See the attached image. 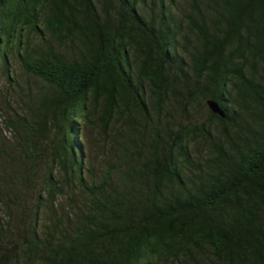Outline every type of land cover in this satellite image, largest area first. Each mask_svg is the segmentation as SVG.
<instances>
[{
  "label": "trees",
  "instance_id": "16d2710c",
  "mask_svg": "<svg viewBox=\"0 0 264 264\" xmlns=\"http://www.w3.org/2000/svg\"><path fill=\"white\" fill-rule=\"evenodd\" d=\"M12 53L48 85L0 140V264H264V0H0Z\"/></svg>",
  "mask_w": 264,
  "mask_h": 264
},
{
  "label": "rangeland",
  "instance_id": "374dc122",
  "mask_svg": "<svg viewBox=\"0 0 264 264\" xmlns=\"http://www.w3.org/2000/svg\"><path fill=\"white\" fill-rule=\"evenodd\" d=\"M95 2L97 0H94ZM99 7V5L97 4ZM112 19H114V13L111 12ZM116 20V19H115ZM99 30L103 27H98ZM26 35V34H25ZM45 39L49 40V35L47 32L44 34ZM27 40L29 42V49L35 53H40L45 51L46 47L43 41L40 40L39 36L33 32L27 34ZM50 45L53 46L55 51L63 54L66 58L76 59L78 50H67L65 47L60 45L57 41L51 40ZM8 72L5 71V67L0 64V140L6 143H10L13 138V132L10 128L6 126V121L14 120L17 118V115L22 114L21 106V97L20 95L25 94L28 91V88L32 90H42L47 87V83L42 81L40 78H37L29 74L22 65L21 59L17 58L14 53L9 55L8 60ZM86 135L89 138L100 139V151L92 152L89 148L87 149V157L93 162L101 161V144L103 140L96 135L95 132L86 130ZM97 143V141H96Z\"/></svg>",
  "mask_w": 264,
  "mask_h": 264
},
{
  "label": "water",
  "instance_id": "95a60500",
  "mask_svg": "<svg viewBox=\"0 0 264 264\" xmlns=\"http://www.w3.org/2000/svg\"><path fill=\"white\" fill-rule=\"evenodd\" d=\"M208 106L210 108V110L214 113V114H217L219 116H224V113L223 111L220 109L219 105L214 102V101H208Z\"/></svg>",
  "mask_w": 264,
  "mask_h": 264
}]
</instances>
